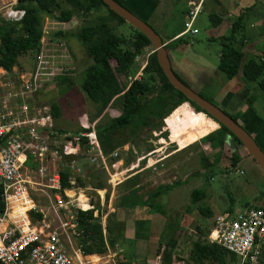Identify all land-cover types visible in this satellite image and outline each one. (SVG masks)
<instances>
[{
  "label": "rangeland",
  "instance_id": "374dc122",
  "mask_svg": "<svg viewBox=\"0 0 264 264\" xmlns=\"http://www.w3.org/2000/svg\"><path fill=\"white\" fill-rule=\"evenodd\" d=\"M15 2L17 3V0H15ZM56 2L57 6L52 5L50 7V12L43 13L37 9V14L40 19V28L46 38L52 40L58 38L62 39L66 52L69 55V57L66 58L64 67L71 69H67V72L65 73L66 75H64L66 78L63 80H60L63 76L58 77L61 82L57 78L50 82H46V84L42 85L39 90L24 93L21 96V100H27L30 105L29 107L27 106L29 110H39L40 112L50 115L51 129L55 131L54 134H56L57 138L55 142L60 144L62 135L66 133H77L83 129L86 123H94L93 127L105 124L109 122L110 119L117 116L120 113L121 108L120 100L113 101L112 103L110 102L103 110L102 114H100L96 120L92 121L96 111L95 104L87 98L80 88V80L82 78L83 70L92 61L85 50L86 44L78 40L76 36H73V33L84 26L99 22L100 16L106 14L105 8H103V6L96 8L87 6L88 8L85 11L83 9L79 11L71 8L64 0H56ZM30 4L35 6V1L31 0ZM10 8L11 6L8 5V9ZM66 8H71V17L68 21L63 22L58 19V17L61 10ZM2 10H7V8L2 7ZM5 16L7 17V15ZM107 24L115 34L124 36L128 40L131 39L129 37L131 28L128 23L117 22L116 19L111 18L107 20ZM197 25L198 33L195 36V40L206 43V36L203 29L200 27V23H197ZM58 32H63L65 35L59 34ZM197 41H195V43ZM216 45L217 43L213 42L211 46L214 48ZM150 52V45L142 48L140 53L135 55L133 64L128 72L116 76L117 81L121 86H125L132 79H138L140 77V66L141 64L146 63V58ZM32 55L33 53L29 50L26 54L17 57L16 62L10 70L1 69L0 67V82L4 81L1 70L5 71L4 75L11 76L13 80L18 79V73L29 71L33 65ZM110 64L114 66L112 60L110 61ZM262 78H264V73ZM247 88L251 90L253 97H258L264 104V91H260L255 83H249ZM116 98L119 99L120 96ZM51 103L55 104L58 109V116L55 118L51 115ZM182 107H184L183 104L177 106V108ZM238 114L239 117H241V120H244L241 113L239 112ZM205 118L208 122L212 123L210 126L211 128H204L205 131L203 132L201 129L202 126L200 125L201 128L197 132V135L200 136L194 138L190 143L191 139H189L190 137H187L185 133L186 128L189 127V120L187 122L185 118L176 119L174 116L173 119H175V121H173V127L171 125V131H169L170 134H172L170 135V140L174 136L182 134V138H187L184 139L183 144L187 145L189 141L188 145H184V148L182 149H179L175 142L169 141V133L164 128L163 119L161 121L162 126L159 127L160 131H166V138L161 137L159 132L155 129L140 128L142 130L137 133L138 129L131 128L130 126L126 127L122 136L116 135L119 140L123 139L121 141H124V144L112 150L117 151V156L113 157L111 155L112 151L105 154L100 145H98L99 149H101V152L104 154L105 169L100 163L96 162V160L92 163L89 162L88 157L82 154L84 143H80L81 155L78 156V163L81 172L83 173V177H81L82 181L80 189L76 190L75 196L82 195L84 203L86 202V198L91 201L93 205V215L97 214L98 211L101 212L99 220L102 224L107 220L106 215L111 213H113V215L109 216L108 219L116 226L119 220L124 223L127 219L132 218L133 212L126 209L127 216L123 220V214H125V212H121V209L117 206L119 196L124 194L128 189H138L136 194H140L141 197L145 198L147 193L157 190V186L161 184H169L172 181H178L180 183L172 189L173 191L171 193L172 195L174 193L176 194L175 196L179 198H177L178 202H172L173 200H171V196L168 197L166 195H164L165 197L162 199L165 201V205L163 206L167 213L166 223L169 222L172 226H177V230L174 234V237L177 240L176 245L173 247L166 246V242L171 236L169 231L159 238L157 244L153 245H149L148 242L143 241L140 237L137 238L138 243L144 248L148 249L149 246L151 247L149 254L151 264H163L161 254L156 256L157 248L159 249V252L164 249L171 252L170 264L172 262L173 264H194L189 257V244L192 243L197 236V233L195 232L196 226L205 231V229L210 226L213 216L220 211L222 212L226 203L230 204L233 209H239L246 204H256L258 199L264 195V176L259 174L257 171L258 167L255 165L254 161H251L250 159L244 160L250 156L244 153L241 149L242 146L231 141V145H229L230 143L224 145L221 151L216 153L217 148L212 149L208 146V143L196 141V139L198 140L202 137V134L204 135L208 131L211 132L218 127V124L212 119L206 115ZM88 126L89 125L86 127ZM242 127L245 130L249 128L246 122ZM120 137L122 138L120 139ZM152 150H156V153L151 160L147 162L146 160L148 156H145L140 162L136 161L137 157L145 155ZM232 150H235L239 154V159L234 168H229V156ZM92 155L93 154L89 157ZM201 156H204L210 162L213 160H216L217 162L215 163V166L207 169L206 173L203 172V170H205L203 167L205 162L201 161ZM148 164H150L149 167H146ZM133 166L134 168H132ZM235 168L242 170L243 173H237ZM225 169H227V171L225 172L226 177L224 178L222 177V174ZM96 183L101 184L100 188H96L98 191L93 190V188L95 189L93 186ZM194 188L202 189L205 193V197L198 202L191 204L190 191ZM43 191L47 192L45 188H42V190H30V196L36 206L41 208L44 213L45 217H43V219L52 224L53 215L51 214L50 209H48V201L44 196L45 193ZM68 204L66 205L68 208H76L72 207L75 206L74 201ZM187 207L190 211H185ZM199 207H208L212 212L211 216H203L197 210ZM185 212L189 213L191 218L185 216ZM38 213L39 212L30 213L32 224H41L40 220L42 219V214L39 213L40 216L37 217L35 214ZM65 220L67 221V219ZM147 238L148 240L150 239L146 235V239ZM77 241L81 240L74 238L73 242L76 243ZM158 245L161 246L159 247ZM136 248L139 249V247ZM109 250H114L115 252L113 257L115 264H121V262H118L121 252L120 250L124 249H121V246L117 244L113 248L109 247ZM132 253L133 249H126L127 259H133ZM148 263L149 259H147V264ZM211 263L214 264V262Z\"/></svg>",
  "mask_w": 264,
  "mask_h": 264
},
{
  "label": "built area",
  "instance_id": "2783aa9c",
  "mask_svg": "<svg viewBox=\"0 0 264 264\" xmlns=\"http://www.w3.org/2000/svg\"><path fill=\"white\" fill-rule=\"evenodd\" d=\"M0 2L2 19L9 22L21 19L24 10L16 7L15 0ZM2 7L7 10H2ZM199 9V2L191 4L183 22V33L196 32L192 25ZM43 34L41 31L29 71L18 73V79L13 80L1 70L4 81L0 82V201L3 204L0 211V264H115V252L110 251L107 245L102 256L106 260H102L101 256L84 254L80 246L73 244L74 238H85L77 228V211L93 209L88 198L83 204L79 195L75 196L76 190L80 189L77 179L82 181L83 177L78 163L82 138V154L90 163L96 160L106 168L94 123L85 124L83 129L89 125L86 127L88 130L62 135L61 143L57 144L50 115L29 110L27 100H21L24 93L39 90L46 82L66 75L67 69H71L64 67L69 55L62 39L52 40ZM144 65L141 64L139 70ZM155 153L156 150L149 151L137 157L136 161L148 156V162ZM111 155L117 156V151H112ZM237 172L242 174L241 170ZM42 188L47 190L43 192L53 215L52 224L43 219L44 213L30 196V190ZM72 201L75 204L72 207L76 208L70 209L66 205ZM31 212L42 214L40 225L31 223ZM102 233L104 235L103 224ZM206 240L233 254L235 264H264L259 259L264 249V199L231 212L215 214Z\"/></svg>",
  "mask_w": 264,
  "mask_h": 264
},
{
  "label": "trees",
  "instance_id": "16d2710c",
  "mask_svg": "<svg viewBox=\"0 0 264 264\" xmlns=\"http://www.w3.org/2000/svg\"><path fill=\"white\" fill-rule=\"evenodd\" d=\"M30 1L31 0H17L16 7L24 10L23 16L19 21L9 22L0 17V67L6 70L12 68L17 57L26 54L29 50L32 52L37 49L38 40L41 36L40 19L37 14V9L46 13L50 12V7L52 5L57 6L56 0H34L35 6H32ZM64 1L71 8L79 11L82 9L85 11L88 8L87 6L93 8L103 6L106 10V14L100 16L99 22L84 26L73 33V36H76L78 40L86 44L85 50L92 61L84 68L80 80V88L87 98L95 104L96 111L92 121L96 120L99 115L102 114L103 110L110 102L112 103L113 101L120 100V113L110 119L109 122L94 126L98 143L105 154L124 144V141H121L123 140L121 139L122 137H120L121 140H119L116 135L122 136L124 129L128 126L138 129L137 133L142 130L140 128L155 129L159 132L161 137L166 138V131H160L159 126H162V119L173 116L179 112L177 110L179 104H183L204 116L206 115L218 124L215 130L206 132L197 140L198 142L208 143V146L212 149L217 148L216 153H219L224 145H228L229 141H234L240 145L236 138H234L223 125L219 124L194 102L187 99L168 83L156 62L153 51L148 54L146 63L141 70L140 77L138 79H132L125 86H121L116 76L128 72L133 64L135 55L140 53L142 48L149 45L147 38L129 24L131 28L129 34L130 40L112 32L110 26L107 24L108 19L114 18L117 22L122 23L124 21L113 11L108 9L101 0ZM115 1L125 6L123 0ZM251 7L253 9V6H250V8ZM70 9H62L58 19L63 22L68 21L71 17ZM248 10L249 9H246L245 13ZM243 17L244 15L242 13L239 14V16L231 22L228 34L218 39L222 43V48L221 54L218 57L217 67L227 78L234 76L240 68L244 82L255 83L260 91H264V79L262 78L264 73V53L257 56L243 57V51L241 50V42L244 37L241 27ZM58 33L65 35L63 32ZM111 60L114 62V66L110 64ZM64 78H66V76H63L60 80ZM57 79L59 80V78ZM200 95L205 98L202 94ZM119 96L120 98L117 99L116 97ZM205 99L208 100L207 98ZM249 103L250 98L248 100V105ZM50 111L54 118L58 116V109L55 104H50ZM229 116L234 120L237 119L236 116ZM211 125L212 123L209 122L205 127L209 128ZM82 130L88 129L85 128L81 129V131ZM253 138L256 141L255 137ZM83 140L84 138L81 139V143ZM241 149L246 155L248 154L244 148L241 147ZM238 159L239 154L235 150H232L229 156V168H234L237 165ZM201 161L205 162L203 166L205 169L203 170L204 173L217 163L216 160L210 162L204 156H201ZM77 181L80 185L81 181L78 179ZM179 184L178 181H172L169 184H161L157 186V190L147 193L145 198L141 197L140 194H136L138 189H128L124 194L119 196L117 206L121 209V212H125L126 209L132 210L136 207H146L151 213H158L165 216V207L160 204L159 199L168 190ZM62 185H66L64 181ZM100 186V183H96L93 187L96 189L100 188ZM204 197L205 193L200 188H194L190 191L191 204L198 202ZM261 198L264 199V195ZM245 206H247V204ZM2 208L3 204L0 201V211ZM197 210L205 217H210L212 214L208 207H199ZM185 211H190V209L187 207ZM225 211L231 212L233 210L228 209ZM35 215L37 217L40 216L39 213ZM112 215L113 213L106 215L107 220H105L104 223L105 235H103L102 224L99 220L101 212L98 211L97 216H93L91 209L77 211V228L85 235V238L81 240V250L85 254L102 253L106 250V245L108 248H113L118 244L121 246V249H124L120 250L118 262L120 263L125 260L127 263H130L131 259H127L126 257V249H133L134 239L125 238L123 236V221L121 220L122 222H120L119 220L116 226L108 219L109 216ZM167 224L168 227L172 229V234L166 242V246L173 247L177 242L174 237L177 226H172L169 222ZM195 232L197 236L192 243L189 244V257L194 264H212L211 262H214V264H235L236 258L233 254L227 252L219 245L206 240L208 228L204 231L196 226ZM158 246L160 247L161 245ZM156 253V256L161 254L163 264H170L171 252L165 249L159 252L157 248Z\"/></svg>",
  "mask_w": 264,
  "mask_h": 264
},
{
  "label": "crops",
  "instance_id": "0c3cea01",
  "mask_svg": "<svg viewBox=\"0 0 264 264\" xmlns=\"http://www.w3.org/2000/svg\"><path fill=\"white\" fill-rule=\"evenodd\" d=\"M123 1L126 4L124 5L127 9L147 22L161 37L168 55L170 67L175 75L191 89L202 94L224 112L236 116V120L240 125L244 126L246 122L249 126L247 130L253 137H255L257 143L264 152V104L258 97H253L251 90L247 88L249 83L252 82L246 83L243 81L240 68L234 76L227 78L217 67L218 57L221 54L222 48V43L218 39L228 34L231 22L241 13L244 15L241 26L244 35L241 42L243 57L257 56L264 53V0ZM198 2L200 3V9L192 25V27L196 29V32L193 34L190 32L183 33V22L187 10L190 8L191 4ZM250 6H253V9L252 7L250 8ZM246 9L249 10L245 13ZM197 23H200V27L205 33L206 43L195 40V36L198 33ZM195 41L197 42L195 43ZM213 42L217 43L214 48L211 46ZM1 69L4 68L1 67ZM249 98L250 103L248 105ZM177 110L179 111L177 114L165 117L163 123L164 128L169 133V141L175 142L179 149H182L184 148L185 144H183V142L184 139H187L186 137L182 138L183 135L180 134L174 136L170 140V135L172 134H170L169 131H171V125L173 127V121H175V119H173L174 116L176 119L185 118L187 122L189 120L190 128L187 127L185 133L187 137H190V143L194 138L200 136L197 135V132L200 130L201 126V129L204 132V128H206L205 125L209 122L204 115L195 112L193 109L188 108L185 105L182 108H177ZM239 112L244 120H241V117H239ZM229 143L231 144V141H229ZM248 159L251 160L250 157H247V159L245 158L244 160ZM227 169H225L222 174V177L224 178L226 177L225 172ZM237 170L239 169L235 168L236 172ZM257 171L263 176V173L259 168ZM172 189L168 190L164 195L168 197L171 196V200H173L172 202H178V197L175 196L176 194H171L173 191ZM71 194L72 191L69 195ZM164 195L159 201L162 205H165V201L162 200L163 197H165ZM78 197L80 201H83L82 195H79ZM228 209L237 210L233 209L230 204L226 203L222 212H225V210ZM129 211L133 212V216L131 219H127L124 222L123 236L125 238L134 239L132 253L133 259L130 260V263H137L136 259L143 256L145 257L144 264H147V259H149L148 264H151L149 258L151 247L149 246L148 249L144 248L138 243L137 238L140 237L143 241L148 242L149 245L157 244L159 238L163 236L164 233L169 231L172 234V229L169 228L166 223V215L162 216L158 213H151L146 207H136ZM125 214H123V220L127 216V214ZM185 216L190 217L191 215L185 212ZM146 235L150 238L149 240L148 238L146 239ZM80 242L81 241H77L76 243L73 242V244L75 247L80 246L81 248ZM136 247H139V249ZM104 252H106V250ZM92 254L101 257L105 255L103 252L90 253L88 255ZM105 258L106 257H102V260H105ZM259 259L264 262V249L260 252ZM121 264L128 263L123 260L121 261ZM171 264H173V262Z\"/></svg>",
  "mask_w": 264,
  "mask_h": 264
},
{
  "label": "water",
  "instance_id": "95a60500",
  "mask_svg": "<svg viewBox=\"0 0 264 264\" xmlns=\"http://www.w3.org/2000/svg\"><path fill=\"white\" fill-rule=\"evenodd\" d=\"M108 9L118 15L124 22L136 29L144 35L149 41V45L155 54L156 62L164 74L168 83L187 99L194 102L206 114L211 116L219 124L223 125L228 132L236 138L238 143L246 150L248 155L252 158L261 172L264 174V152L254 140L253 136L246 131L238 122L231 118L222 109L217 107L214 103L206 100L200 94L191 89L187 84L182 82L172 71L170 62L162 42L161 37L155 32L151 26L132 13L122 4L115 0H101ZM231 145V144H230ZM137 264H144L145 257L140 256L136 259Z\"/></svg>",
  "mask_w": 264,
  "mask_h": 264
},
{
  "label": "bare ground",
  "instance_id": "6f19581e",
  "mask_svg": "<svg viewBox=\"0 0 264 264\" xmlns=\"http://www.w3.org/2000/svg\"><path fill=\"white\" fill-rule=\"evenodd\" d=\"M81 202H83V204H84V201H81Z\"/></svg>",
  "mask_w": 264,
  "mask_h": 264
}]
</instances>
